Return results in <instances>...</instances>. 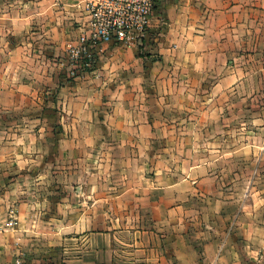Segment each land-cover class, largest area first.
<instances>
[{
    "label": "crops",
    "instance_id": "0c3cea01",
    "mask_svg": "<svg viewBox=\"0 0 264 264\" xmlns=\"http://www.w3.org/2000/svg\"><path fill=\"white\" fill-rule=\"evenodd\" d=\"M81 1L0 0V92L13 94L0 99V264H264V117L249 120L251 148H226V120L207 113L208 92L233 78L264 89V0H158L137 44L102 46L93 84L66 82L54 58L81 31ZM147 34L159 40L151 64ZM233 58L248 70L227 68ZM42 86L55 98L31 100ZM80 91L99 96L93 112L52 115Z\"/></svg>",
    "mask_w": 264,
    "mask_h": 264
},
{
    "label": "rangeland",
    "instance_id": "374dc122",
    "mask_svg": "<svg viewBox=\"0 0 264 264\" xmlns=\"http://www.w3.org/2000/svg\"><path fill=\"white\" fill-rule=\"evenodd\" d=\"M162 9L161 6L156 7L154 9V14H159L158 16H160ZM147 31H149L148 33L151 32V29L149 28ZM81 32V31H80ZM153 33H155L158 37L162 36L161 35V29L152 31ZM152 34V33H151ZM147 40L148 42L145 44L140 45L139 47L142 46V49L139 48L138 50L141 52V55L144 56V60L149 62L150 64L157 61L158 59H160L159 56V52L156 51L158 48L156 45L157 42L159 41L158 39L155 40L154 36L147 34ZM123 46H126L124 44H121ZM151 45V46H150ZM231 45V44H230ZM233 45V44H232ZM228 46V45H227ZM235 49L238 48L237 44H235ZM242 47V55H243V47L244 44H241ZM258 47L260 48V56H258V63L257 66H262L263 69L259 70V72L263 73L262 75H260V73H258V83H260V76L262 77V84H264V42H260L258 44ZM151 56H150V55ZM153 54V55H152ZM58 55V56H57ZM104 51L103 48L98 50V54L95 56V62L94 65L91 69L87 70L83 75H74L72 76L69 72V68L71 66L70 63H67V51H66V47H64V49L62 50L61 53L59 54H55L54 58L57 59L60 57V59H57V65L60 66L59 68H61V72L64 76H63V80H65L66 82H71V81H83L84 84H93V77L92 75H97L99 73L98 69L102 70V65H103V60H104ZM237 55V54H236ZM233 55V56H236ZM55 59H53V61H55ZM249 59H244L242 58V62L240 63L239 59L237 58H233V59H227L226 61V67H236V66H241L243 68H246L245 70H248L249 68ZM65 62V63H64ZM242 75V73H241ZM102 73L100 75V78H102ZM248 77L246 75L242 76V87H240V89H235L233 86L235 85L236 82H240L238 80L231 81V84L228 86L227 91H209L208 93V97L210 98V106L208 107V111L207 113L211 114L212 116H216L217 114H221L222 117L224 118L223 124L228 131H230V137L229 139L226 141V148H234L237 147L239 145L241 146H246L247 149L251 148L252 142L255 141V139H252L251 136V129H256L254 127L255 124H252L249 120H251V117L254 115H258L256 117H264V110L262 111L260 109V106H263V104H261V100L264 101V89L261 91H258L256 93V95H250L249 90L248 89V80H245V78ZM99 78V77H98ZM236 78V77H235ZM245 81V82H244ZM0 83H3L2 81H0ZM116 83V82H114ZM83 84V85H84ZM212 85V84H211ZM89 86V85H88ZM83 88V87H82ZM247 88V89H244ZM212 90V89H211ZM32 94L29 95L31 100H37L38 96H49L51 98H55L56 95V91L53 90V88H45L44 86H42V88H39L35 91H31ZM1 96L0 99L2 100L3 104L6 100L11 99L13 97L12 92H6V91H2L0 92ZM99 96H97L95 93H89L87 94L86 92H82L80 91V100L77 102V104H75L72 108L69 107L71 109V111H69V108H67L68 103H66L67 105L64 107L63 103H60V106L56 105L54 107H51L52 109V115H54V110L55 111H59L61 110L62 113H66V114H72L73 112L79 113V114H84V113H90V109L93 112V109H95V105H91L90 103L98 98ZM101 97H103L106 100V94L105 93H101ZM111 97H107V99H109ZM113 98V97H112ZM104 100V101H105ZM258 103L255 102L253 104L252 101H257ZM89 101V104H87V102ZM80 102V104H79ZM252 102V103H251ZM79 104V106H78ZM213 104V105H212ZM105 105V107H104ZM256 105V106H255ZM219 106V107H217ZM31 110V113L36 117H42L43 114H48L46 113V109L47 107H43L41 108V106L39 104H35V106L33 108H29ZM98 111L100 112L97 113L98 116L100 117H105L106 115V111H109L111 108L107 107L106 104H103L102 107L97 108ZM15 110L17 111H21L19 108H16ZM0 112L3 115H9L11 113V111L9 110V108H5V110L0 109ZM61 114V112L59 113ZM182 114H185V111H183ZM3 120H6V118L4 117ZM59 125L61 126L62 124H58L56 121L53 123L51 122V124L49 126H46V131H50L52 133H57L60 128ZM153 126L155 127V125L153 124ZM253 126V127H251ZM39 127V125H35V129H37ZM79 129L82 130H86V129H90V130H94L92 128L91 125H88L87 123L83 124L80 122L79 124ZM85 128V129H84ZM262 133L257 137V141L260 143H264V138L261 137V135H263L264 133V129L263 131H261ZM54 137V136H53ZM178 143H180V139L177 140ZM165 142V140H162V143ZM55 146H53L54 149ZM250 152V151H248ZM243 155L245 154L244 149H243ZM227 155H230V153H227ZM154 154H150L147 157V162H152L153 158H154ZM178 161H180V156H176ZM246 157H251V155L247 154ZM146 158V157H145ZM244 174L247 175L248 171L245 172V170H243Z\"/></svg>",
    "mask_w": 264,
    "mask_h": 264
},
{
    "label": "built area",
    "instance_id": "2783aa9c",
    "mask_svg": "<svg viewBox=\"0 0 264 264\" xmlns=\"http://www.w3.org/2000/svg\"><path fill=\"white\" fill-rule=\"evenodd\" d=\"M79 6L85 11L86 20L76 40L66 45L72 76L91 69L98 50L106 42L137 44L145 37L159 3L158 0H82Z\"/></svg>",
    "mask_w": 264,
    "mask_h": 264
}]
</instances>
